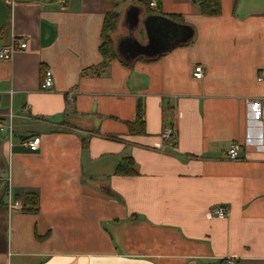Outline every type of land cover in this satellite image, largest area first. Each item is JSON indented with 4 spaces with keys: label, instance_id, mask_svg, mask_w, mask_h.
Returning <instances> with one entry per match:
<instances>
[{
    "label": "crops",
    "instance_id": "obj_1",
    "mask_svg": "<svg viewBox=\"0 0 264 264\" xmlns=\"http://www.w3.org/2000/svg\"><path fill=\"white\" fill-rule=\"evenodd\" d=\"M151 1L31 0L10 12L5 41L27 47L0 60V264H264V0H221L212 16L192 0ZM111 10L119 57L108 63ZM173 14L192 41L189 29L153 56L125 47L130 34L147 44L148 15ZM34 137L37 150L24 143ZM126 155L137 174L115 173ZM26 192L35 209H12Z\"/></svg>",
    "mask_w": 264,
    "mask_h": 264
},
{
    "label": "trees",
    "instance_id": "obj_2",
    "mask_svg": "<svg viewBox=\"0 0 264 264\" xmlns=\"http://www.w3.org/2000/svg\"><path fill=\"white\" fill-rule=\"evenodd\" d=\"M114 1L116 3H119L121 0H114ZM192 1L199 5L201 13L204 15L212 16L221 13L222 10L221 0H192ZM148 6L150 7L149 4ZM170 16L171 19H173L174 21L177 20L178 22H180V24L182 23L181 21L184 22L183 18L175 14ZM119 20H120V13L117 10L107 11L104 15L103 28L101 32L102 43L100 45L99 51L102 57L108 63L119 57V53L117 51L115 41L113 39V32L117 29ZM182 24L184 25V23ZM9 27H10V7H8L7 22L5 26L0 30V42L3 44L7 43L5 39L7 38V32L9 30ZM189 29L192 32V38L190 39V41H192L195 33L190 26ZM139 111H140V106H139ZM128 123L131 128H135V129L141 126L143 122L141 120L140 112L138 113L136 120L130 121ZM139 132H144V129H140ZM115 173L118 175H125V176H131L137 174L138 168L135 159L129 155L124 156L123 159L120 161V163L117 165ZM17 197L23 201L24 203L23 210L25 211L34 210L39 200L38 194L36 192H26L22 194H17Z\"/></svg>",
    "mask_w": 264,
    "mask_h": 264
},
{
    "label": "built area",
    "instance_id": "obj_3",
    "mask_svg": "<svg viewBox=\"0 0 264 264\" xmlns=\"http://www.w3.org/2000/svg\"><path fill=\"white\" fill-rule=\"evenodd\" d=\"M19 1H31V0H4L7 7H10V12L13 10L15 5ZM150 6L157 7V3L155 0L150 2ZM18 47L25 48L27 47V43L22 38H14L10 43L0 44V60L9 61L13 59L15 51ZM204 75V66L202 64H197L194 69V76L197 78H202ZM258 81L264 83V68L260 70L258 77ZM54 86V77L53 72L51 70L46 71V76L44 82L42 84V89L45 91H50ZM12 125V124H11ZM3 128V122L0 121V130ZM162 136L164 139L170 144V146H174L177 144L178 135L174 125L166 126L163 130ZM40 137L29 138L25 140V145L32 149L37 150L40 147ZM241 151L242 147L239 143H233L228 151V158L231 160H239L241 159ZM10 206L12 209L24 207V203L22 200H15L12 202L10 200ZM213 214L219 218H225L228 215L229 208L226 205L219 204L213 208ZM223 264H236V261L232 258L226 259Z\"/></svg>",
    "mask_w": 264,
    "mask_h": 264
},
{
    "label": "water",
    "instance_id": "obj_4",
    "mask_svg": "<svg viewBox=\"0 0 264 264\" xmlns=\"http://www.w3.org/2000/svg\"><path fill=\"white\" fill-rule=\"evenodd\" d=\"M8 17V7L3 0H0V30L5 26ZM134 22L138 25L140 18L136 15ZM145 28L147 44L143 45L139 41L125 40L131 44L137 53L153 56L166 51L168 47L177 44L186 36L187 26L177 23L171 18L160 15H148L142 22ZM184 34V36H183ZM135 40V39H134Z\"/></svg>",
    "mask_w": 264,
    "mask_h": 264
},
{
    "label": "rangeland",
    "instance_id": "obj_5",
    "mask_svg": "<svg viewBox=\"0 0 264 264\" xmlns=\"http://www.w3.org/2000/svg\"><path fill=\"white\" fill-rule=\"evenodd\" d=\"M131 19H132V18H131ZM142 26H143V27H142V29H141V31H140V33H139V37H140V39L143 37V36H142L143 33H144L145 36H146V33H145L146 31H145L144 25L142 24ZM126 38H129L130 41H134V42L136 41V40H134V39L132 38L131 34L129 35V37H126ZM126 38H125V39H126ZM135 45L138 47L137 42H135ZM109 229H110V227H109Z\"/></svg>",
    "mask_w": 264,
    "mask_h": 264
},
{
    "label": "flooded vegetation",
    "instance_id": "obj_6",
    "mask_svg": "<svg viewBox=\"0 0 264 264\" xmlns=\"http://www.w3.org/2000/svg\"><path fill=\"white\" fill-rule=\"evenodd\" d=\"M128 43L125 44V47H127ZM128 49V48H127Z\"/></svg>",
    "mask_w": 264,
    "mask_h": 264
}]
</instances>
